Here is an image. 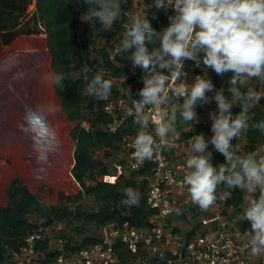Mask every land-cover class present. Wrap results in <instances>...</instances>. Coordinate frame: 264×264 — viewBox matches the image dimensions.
Masks as SVG:
<instances>
[{"label": "clouds", "instance_id": "obj_1", "mask_svg": "<svg viewBox=\"0 0 264 264\" xmlns=\"http://www.w3.org/2000/svg\"><path fill=\"white\" fill-rule=\"evenodd\" d=\"M81 2L87 8L80 19L95 26L99 23L96 30L100 34L110 32L122 16L128 17L119 51L142 73L138 98L129 88L132 106L126 113L137 127L133 146L141 163L153 158L158 143L161 148L169 146L177 135L178 119L193 129L200 123L197 108L215 102L216 110L208 114L212 135L190 137L180 186L202 211L215 205L221 185L244 192L240 219L249 224L243 233L245 248H250L253 256L264 255V154L251 151L242 155L233 142L247 133L250 109L261 105L264 98V0H151L147 11L139 12L122 8L128 0ZM153 8L165 13L172 9L167 26L160 30L153 27L148 15ZM187 61L203 74L189 80ZM206 69L228 76L227 94L223 86L216 88ZM91 71L86 65L81 68L84 91L97 100L109 99L113 81L101 72L90 77ZM47 79L64 90V74L52 72ZM253 80L257 82L254 85L250 83ZM234 106L240 108L236 114ZM56 111L47 104L24 108L19 127L30 139L36 162L41 165L50 166V155L60 147L58 133L49 121ZM252 127L264 135V120ZM209 145L223 155V163H213ZM125 195L121 201L124 206H139L140 197L133 189H126Z\"/></svg>", "mask_w": 264, "mask_h": 264}, {"label": "trees", "instance_id": "obj_2", "mask_svg": "<svg viewBox=\"0 0 264 264\" xmlns=\"http://www.w3.org/2000/svg\"><path fill=\"white\" fill-rule=\"evenodd\" d=\"M32 2L33 0H0V50L3 44L10 43L20 34L40 32L46 34L51 69L67 77L63 81L65 85L63 91L54 85L53 88L61 102L62 111L66 114L68 121L73 123L69 131V136L74 143L72 153L74 163L70 174L79 185V191L74 195L59 193L58 197L63 199L62 202L47 205L36 194L30 192L19 178H14L9 188L8 205H0V264L9 261L11 252L21 247L27 233L39 231L42 226L48 227L58 219L67 220L70 223L78 222V225L74 227L77 231L91 230L94 227L82 237L80 242H77L76 247H80L96 241L95 230L102 225L128 220L139 227H151L152 218L156 214V211L147 205L145 198L146 180L143 175L147 168L132 172L128 178L116 182H106L98 178L99 175L110 172L105 158L111 157L112 152L119 149L127 135L136 133L137 127L133 124V117L127 116L115 131L108 132L105 126L111 122L112 116L103 109L105 100H97L87 95L84 91L86 82L80 75L81 68L85 65L92 70L89 73L90 77L101 72L106 79L111 80L121 78L123 72L130 69L127 57L121 55L119 51V43L124 31L123 25L128 22V17L122 16L110 32L100 34L96 30L99 23L95 26L81 21L80 17L87 8L81 0H34L35 9L29 15L27 9ZM129 2L130 0L126 4ZM139 2L148 7L151 0H139ZM126 4H122L123 9ZM170 14L154 8L148 13L153 27L157 30L167 26L169 22L167 16ZM97 40L103 41L100 46H97ZM141 75L140 69H136L133 75L122 81V88H126L131 82L136 83L141 80ZM208 76L217 89L223 86L227 94V75L220 77L208 69ZM119 94L120 89L113 86L110 97L114 98ZM201 107L197 108L198 113L203 112ZM232 111L236 114L240 108L234 106ZM250 117L249 130L241 135L244 138L245 154L256 151L257 144L261 140L264 142V135L252 127L255 122L264 120L262 107L256 105L250 109ZM84 122L89 123L88 127L82 125ZM176 126L183 136L204 129L199 123L193 129L184 131L185 125L179 119ZM98 150L103 153L101 157L94 155ZM223 162V155L213 150V163L218 165ZM126 189L137 191L140 197L138 207H126L121 203L127 198ZM217 196L219 200L224 197L225 208H234L231 211L234 217L241 216L239 211V207L243 204L241 190L228 189L225 185H221L217 190ZM84 197H91L95 207L81 208L78 204ZM194 211L193 209L190 218H187L183 212L175 216L177 220H183L191 226L187 233L188 239L200 229L199 219L205 215ZM236 225L242 232L249 228L248 222L241 219L236 222ZM173 230L179 232V227L174 226ZM67 241L71 242L69 238ZM47 246V238L36 242L37 250L44 251ZM114 247L117 264H131L134 255L125 251L123 244L119 241ZM56 254V251L49 253L46 260H51ZM154 264H166V262L156 258Z\"/></svg>", "mask_w": 264, "mask_h": 264}, {"label": "built area", "instance_id": "obj_3", "mask_svg": "<svg viewBox=\"0 0 264 264\" xmlns=\"http://www.w3.org/2000/svg\"><path fill=\"white\" fill-rule=\"evenodd\" d=\"M168 12L172 14V9ZM129 67L133 69L131 63ZM185 71L189 74V80L203 74L192 61L186 62ZM206 71L208 73V69ZM134 85L132 88L131 85L122 88L117 97L105 100L103 109L112 116L111 122L105 126L108 132L115 131L128 116L127 109L132 106L130 90L134 98H138L136 93L142 87V82ZM199 118L203 130L183 136L181 130L177 129V135L170 139L168 147L161 148L158 143L153 158L142 163L134 155L136 133L127 135L116 150L120 157L113 163L112 172L100 176L103 181L116 182L128 178L132 172L147 168L143 175L146 180V203L156 211L151 227H139L128 220L108 223L95 230L96 241L80 247H76V238L68 243L66 238H53L41 228L27 233L21 247L13 250L9 261L3 264H117L114 246L118 241L125 251L134 255L131 264H154L156 258L164 260L166 264H264V255L253 256L250 248H245L247 239L244 232L231 223L224 197L217 199L207 211H202L180 186L186 171L190 137L199 133H204L206 138L212 135L208 114ZM189 129L187 125L183 127L184 131ZM213 150L209 145V151ZM193 209L205 215L199 219L200 229L188 239L191 226L185 231L179 228V232H174L173 227H178L174 223L176 214L183 212L190 218ZM43 238H47L48 246L44 251L37 250L36 242ZM54 251L57 254L51 260H46L47 255Z\"/></svg>", "mask_w": 264, "mask_h": 264}, {"label": "rangeland", "instance_id": "obj_4", "mask_svg": "<svg viewBox=\"0 0 264 264\" xmlns=\"http://www.w3.org/2000/svg\"><path fill=\"white\" fill-rule=\"evenodd\" d=\"M146 8L147 6L144 5L143 3H140L139 0H130L128 4L124 5V10L125 11L129 10L131 12L147 11ZM34 9H35V5L33 6L32 4L29 5L27 9L28 14L31 15ZM102 42H103L102 40H97V46H100ZM46 56L48 57V55ZM21 59L27 62L26 71L18 72V70L15 69L14 67L15 65H12L11 88H10L11 92L7 88H5V93L7 94V92H9L11 97L9 99L8 106H10V108L13 109L17 104L20 107V110L22 109L20 115H24L22 111H24L25 106L36 107L39 104H47V105L50 104L49 102L46 103L45 100H42L41 92L42 91L46 92L47 88L41 91L37 84L39 82L40 79L39 77H41V75L43 76V78L47 77L46 73L45 75H43L42 73L39 72L40 67L38 63L39 60L41 59L40 55L38 56V53L34 52L19 57V60ZM135 71L136 69H128L124 71L121 78L112 79L113 85L121 90L122 89L121 83L123 80H125V76L127 79L129 76L133 75ZM18 73L21 75L20 76L21 80L18 83V86L15 87L13 76ZM35 79H38V82H36ZM136 83L131 82L127 85V87L131 85L130 88H132L133 86H135L134 84ZM250 83L255 84V80L251 81ZM260 102H264V98H262ZM206 106L214 108L216 107V104L213 101L207 105L202 106L201 110L203 111L206 108ZM57 109L58 111H56L54 115L49 117V121L53 126V128L58 133V137L60 140V147L57 152L50 155L49 157L50 166L41 165L36 162L35 154L33 152L30 139L25 133H23L20 130V128H18L19 126L18 127L16 126L17 123L19 125V123L21 124L23 122L21 118L17 117L15 119L16 124L11 123L12 130L7 132L8 133L7 138H9V140L4 138L5 141H0V161L1 159L5 158V167L10 169L9 170L10 174L11 175L15 174L16 176H20L21 181L26 186H28L31 189V191L35 193L44 204L47 205H55V203L57 204L61 203L63 199L59 198V202H58V198H57V195L59 193H63V194L67 193L66 195H74L79 191V185L74 180L71 181L72 182L71 184H69V182L66 180L71 177L69 175V169L71 166L70 164L72 160L73 145H72V140L69 136V131L73 127L72 126L73 123L71 124L67 120L65 121L63 118L64 116L61 113L60 107L58 106ZM206 114L204 112L198 113L199 117L200 115L204 117L206 116ZM88 124H89L88 122L82 123V125H84L85 127H88ZM176 128L178 129L177 126ZM260 145H261L260 149L262 152L261 154H264V143ZM64 149H68L69 159H66L65 157L62 156V152ZM240 150H241L240 153L243 155L244 150L242 148ZM94 155L95 157H101L103 153L102 151L98 150L96 153H94ZM119 157H120L119 153L113 151L111 157L105 158V162L107 163L110 172H112L113 170V163L116 162ZM40 168H43L44 170L39 171ZM100 176L101 175L98 176L99 179ZM86 181L90 182L89 180ZM134 191L137 193L136 190ZM245 195L246 194L243 192V204L245 200ZM243 204L239 207L240 214L243 211ZM78 205L83 209H89L95 207L91 197H84ZM71 206L74 207V205ZM233 209L234 208L232 207L228 208L230 221L235 227H237L236 222L240 219V215L234 217L232 214L233 212H231L233 211ZM174 223L178 225V227L183 231L189 229V224H187L183 220H175ZM76 225H78V222L76 221L70 223L67 220L58 219L55 220L52 225L48 227L42 226L40 228H43L53 238L61 236L66 239L69 238L70 241H74V239L76 238L77 242L81 241L82 237L87 235L94 228L92 227L91 230L84 229L82 231H77L74 228L76 227ZM91 234L93 233L91 232Z\"/></svg>", "mask_w": 264, "mask_h": 264}, {"label": "crops", "instance_id": "obj_5", "mask_svg": "<svg viewBox=\"0 0 264 264\" xmlns=\"http://www.w3.org/2000/svg\"><path fill=\"white\" fill-rule=\"evenodd\" d=\"M34 1V0H33ZM33 2H32V6H33ZM47 44H46V34L45 33H38V34H20L18 36H16L10 43L8 44H3L2 49L0 50V141H5L4 138L8 139V131L12 130V125L11 123H15L16 121L15 119L17 117L19 118H23V115L21 114V110L20 107L16 104V106L11 109L10 106H8L9 104V99L10 94L9 92H7V94L5 93V88H7L10 91L11 88V67L12 65H15V69L18 70V72L26 71V66H27V62L24 60H19V57L26 55V54H31V53H38V56L40 55L41 59L39 60V72L42 73L43 75H45V73L48 75L53 72L51 69V56L48 52L47 49ZM48 55V57L46 56ZM18 57V58H17ZM20 74H15L13 76V80L15 82V87L18 86V83L20 82L21 78H20ZM47 77H44L41 75V77H39V82L38 79H35L36 82H38V87L40 88V90H44L46 89V92H41L42 94V100H45L46 103L49 102L50 106H52L53 108H56L59 106L61 113L64 120L68 121L66 114L62 111L61 109V102L59 100V98L57 97L53 85L48 81ZM48 82V84H47ZM257 82L255 81V84ZM254 85V84H253ZM258 87V86H257ZM11 92V91H10ZM19 99V98H18ZM262 100V99H261ZM27 103V102H26ZM260 105L264 111V102H260ZM217 107V106H216ZM216 107L211 108L206 106V108L203 110V112L206 114H209L210 111L216 110ZM24 113V111H22ZM59 116V115H57ZM69 122V121H68ZM70 123V122H69ZM72 124V123H71ZM17 127L20 126V123L18 125H16ZM73 126V124H72ZM20 128V127H18ZM6 136V137H5ZM72 140V139H71ZM263 140H261V142L259 144H257V149L256 151L261 152L260 149V144H263L264 142H262ZM72 145L74 147V143L72 140ZM236 145L239 146V149H243L244 150V138L242 137L241 139H239L236 143ZM72 147V149H73ZM241 152V150H240ZM73 153V151H72ZM243 153V152H242ZM241 154V153H240ZM245 154V153H243ZM74 163V159H73V155H72V160H71V166L70 169L72 167ZM5 167V158L1 159L0 161V205L1 206H7L9 203V188L10 185L13 181L14 178H19L20 176H16L15 174L11 175L9 170ZM70 169H69V175L70 174ZM72 177V176H71ZM72 179L74 180V178L72 177ZM21 180V179H20ZM75 181V180H74ZM73 181V182H74ZM76 182V181H75ZM77 183V182H76ZM28 188V190L30 192L31 189L26 186ZM33 193V192H32ZM35 194V193H33ZM67 194V193H64ZM58 198V202H59V197L57 195ZM57 203H55L56 205Z\"/></svg>", "mask_w": 264, "mask_h": 264}, {"label": "bare ground", "instance_id": "obj_6", "mask_svg": "<svg viewBox=\"0 0 264 264\" xmlns=\"http://www.w3.org/2000/svg\"><path fill=\"white\" fill-rule=\"evenodd\" d=\"M67 141V140H66ZM69 152H68V149H64L63 150V152H62V156L63 157H65L66 159H69V154H68ZM70 177V176H69ZM68 182H69V184H71L72 182V178L70 177L69 179H66Z\"/></svg>", "mask_w": 264, "mask_h": 264}]
</instances>
